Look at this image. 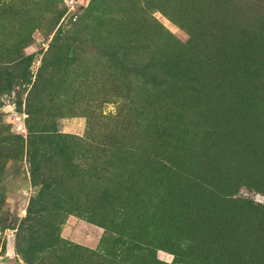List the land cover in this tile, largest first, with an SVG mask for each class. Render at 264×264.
Returning <instances> with one entry per match:
<instances>
[{
  "label": "rangeland",
  "instance_id": "obj_1",
  "mask_svg": "<svg viewBox=\"0 0 264 264\" xmlns=\"http://www.w3.org/2000/svg\"><path fill=\"white\" fill-rule=\"evenodd\" d=\"M135 64L137 149L91 188L71 137ZM0 264H264V0H0Z\"/></svg>",
  "mask_w": 264,
  "mask_h": 264
},
{
  "label": "trees",
  "instance_id": "obj_2",
  "mask_svg": "<svg viewBox=\"0 0 264 264\" xmlns=\"http://www.w3.org/2000/svg\"><path fill=\"white\" fill-rule=\"evenodd\" d=\"M91 7L93 6L91 5ZM117 35L118 34L114 33V30L109 29L105 37L108 40H112L115 39ZM159 35L164 39L165 45L173 44V37L169 33L164 34L161 32ZM134 56L136 59L139 58L142 60V62H140L141 65H145L148 62H145L147 59L152 61V64L155 63V60L152 59L153 50L151 49L142 48L141 54H135ZM136 66V64L132 65L121 75L117 74V71L111 70L109 74L102 76L100 81H104L102 85L103 93L96 95L97 98L94 99L93 105L89 108L90 115L92 116H88L87 132L98 131L99 129H95V126L104 123L101 108L103 103L106 102L105 99L112 96L121 101L116 108V114L113 118L116 123L113 125L114 129L112 130V134L108 137L99 135L100 138H98V140H95V137L91 139V137L87 135L82 138L71 137L75 147H78V149L83 148L90 154L88 155L90 159V169L83 171L86 172V174L81 172V176L85 177V184L87 183L91 188L102 187L104 185L108 186L114 182L120 181L122 165L118 162H112L110 155L114 153L128 154L130 151L132 152L137 149L138 144H135L133 141V136L136 133V126H138L139 123L137 120H144L143 115H148L150 109L147 106L148 102L143 99L146 98L145 92H139V90H137L138 85L135 83L133 84V82L140 78V74H138V70L135 68ZM168 83L174 85L175 80H168ZM91 118H93V120H91ZM122 126L123 129L121 130ZM85 184L82 181L81 185L83 186ZM187 245L191 246L189 244Z\"/></svg>",
  "mask_w": 264,
  "mask_h": 264
}]
</instances>
